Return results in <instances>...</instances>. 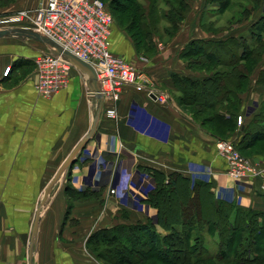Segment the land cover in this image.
<instances>
[{"label": "crops", "instance_id": "0c3cea01", "mask_svg": "<svg viewBox=\"0 0 264 264\" xmlns=\"http://www.w3.org/2000/svg\"><path fill=\"white\" fill-rule=\"evenodd\" d=\"M18 1L30 11L38 5L37 0ZM10 8H0V15ZM188 13L179 28L189 22ZM201 14L202 10L193 17L195 22L190 23L185 41L160 47L148 60L139 59L127 42L120 51L111 42V51L135 63L147 81L122 89L116 119L106 117L105 104L87 92L85 79L74 68L69 71L67 87L50 97L39 96L35 73L18 74V70L39 52H46V47L33 39L0 37V264H23L24 244L28 247L43 188L92 130L61 179L68 174L75 189L90 188L99 196L73 202L67 215L66 182L52 188L40 207L37 264H98L90 260L80 241L76 244L75 235L81 237L118 224L155 222L156 210L147 203L155 188L154 171L166 177L175 173L190 182L202 180L210 184L217 199L264 212V195L259 191L264 161L258 165L262 177L230 178L226 162L215 148L216 139L175 100L180 92L173 75L197 81L206 77L189 70L180 59L190 40L212 37L200 29ZM262 67H256L248 89L240 95L243 126L260 112L264 101V85L256 83ZM149 90L166 95L169 102L156 100ZM241 136L238 134L237 140ZM125 175L126 188L111 195L110 188L121 183ZM157 230L161 232L159 227Z\"/></svg>", "mask_w": 264, "mask_h": 264}, {"label": "trees", "instance_id": "16d2710c", "mask_svg": "<svg viewBox=\"0 0 264 264\" xmlns=\"http://www.w3.org/2000/svg\"><path fill=\"white\" fill-rule=\"evenodd\" d=\"M206 1L216 6L218 12L229 3L228 0ZM258 1L262 13L244 34L231 32L221 36L220 33L207 32L204 28L209 29L211 24L200 20V29L212 37L190 40L181 51L180 59L191 71L197 69L207 72L206 77L197 81L172 76L180 92L176 99L178 106L186 111L195 108L191 118L216 140L227 139V136L221 134L231 136L236 128L237 117H241L237 132H241L242 136L237 141L233 140V143L244 157L250 159L264 158V152H261L264 147V127L260 124L264 120V103L260 112L243 126L240 97L249 87L251 72L247 75L248 64L256 65L264 50V0ZM13 2L15 0H0V6ZM174 3L178 7L171 14L168 13L165 19L173 28H178L188 12V3L187 0H174ZM121 5L117 0H112V6L118 8ZM142 25L150 50L154 52L152 38L155 30L147 23L143 22ZM135 51L139 53L137 47ZM216 51H222L228 59L222 60L215 54ZM232 61L242 65L237 66ZM217 67H226L229 71ZM256 83L264 85V65ZM208 109L213 111V115L207 119L217 123V130L206 128L205 122L198 118L201 111ZM218 128L222 129L220 134ZM246 151L249 154L243 153ZM151 175L155 188L150 191L147 203L156 210L155 222L149 219L145 223L118 224L91 233L86 247L100 262L137 264L139 257L148 259L153 256L164 264H264L263 211L245 209L235 201L217 199L210 184L202 180L190 182L178 174L166 177L157 171ZM69 180L67 174L64 194L68 200H88L97 194L99 196V192L90 188L75 189ZM180 184L183 186L185 203L178 210L166 207L167 198L176 199L180 196ZM202 190L208 198L206 203L198 200ZM70 208L69 204L67 215Z\"/></svg>", "mask_w": 264, "mask_h": 264}, {"label": "built area", "instance_id": "2783aa9c", "mask_svg": "<svg viewBox=\"0 0 264 264\" xmlns=\"http://www.w3.org/2000/svg\"><path fill=\"white\" fill-rule=\"evenodd\" d=\"M38 18L20 12L10 21L29 19L36 31L50 38L64 50L89 63L101 83V101L107 105L105 115L116 119L117 103L125 86H142V74L134 64L111 51L112 18L101 0H43L37 9ZM36 71L35 90L41 97H50L67 87L71 67L47 51L34 58ZM156 100L167 103L166 95L149 90ZM241 125L242 119L237 120ZM216 149L226 161V174L234 180L262 177V171L251 160L243 158L229 141L216 140ZM264 179V178H263ZM128 176L110 188L115 195L126 188ZM120 188V189H119ZM264 195V180L259 185Z\"/></svg>", "mask_w": 264, "mask_h": 264}, {"label": "rangeland", "instance_id": "374dc122", "mask_svg": "<svg viewBox=\"0 0 264 264\" xmlns=\"http://www.w3.org/2000/svg\"><path fill=\"white\" fill-rule=\"evenodd\" d=\"M42 1L43 0H37L38 5L36 9H34L33 11L24 9V7H21V2L19 1L16 2V0L15 2L11 4H8V5L4 4L0 6V8L11 6L10 11L5 10V12H3L2 15H0V17L2 18L0 19V31L8 30V29H17V28H27V29L36 31V27L33 25V23L29 19H22L19 21H10V22L9 20L17 18L20 12H28L29 17L33 19H37L38 18L37 9L42 3ZM102 1L105 3L107 12L110 14L112 18L111 34L113 35L111 37V41L113 42L116 49H118L117 51H120L127 42L129 43V45L132 46L134 50L136 47L138 48L139 53L138 54L136 53V54L138 55V58L141 60H148L154 57L157 54V50L160 47L162 48L163 46H168V45L170 46V44L173 42L179 45L180 42L185 41L187 37L186 32H188L190 29V23L192 22V25H193V23L195 22L194 18L196 17L197 14H199L200 10H202L203 12V14H201L202 22L211 24L209 29H207L208 27L204 28L205 29L204 31L220 33L221 36L226 35L227 33H231V32H234V34L236 33V35L240 33L244 34L246 32V29L251 25V23L257 20L259 15L262 13V6H260V4L258 3L260 1L258 0H228L229 3L225 6V8H222L221 10H219V12L216 6L210 3H207L206 0H187L188 12H189L187 13L188 15H190L189 22L186 23L185 27L180 26V28L179 27L173 28V25L165 19V16L168 13L171 14L173 12L172 10L178 7L174 3V0H117L118 2L122 4L118 8L115 6H112V0H102ZM219 1H223V0H219ZM253 3H255V7L253 6ZM143 22L149 24L150 27L154 28L155 30V34L153 35V38H152L153 43H154V52L150 50V47H149L150 44L147 42L148 40H146L147 36L144 34L145 33L144 26L142 25ZM40 47L41 49H45L44 46L43 47L40 46ZM41 53H44V52H39L37 55ZM215 54L218 55L219 58H222V60L228 59V56L224 54L222 51H218V52L216 51ZM34 58L31 61L28 60L27 62L28 64L21 67L18 70L19 73L18 71H16L15 74L16 75L17 73L27 74L28 72H34L36 76ZM131 63L134 64L135 67L137 68L135 63H133L132 61ZM232 64H236L237 66L242 65L240 62H234V61H232ZM259 64H261L262 66L264 65V50L261 55L260 61L256 65L254 63L248 64L249 70L247 72V75L251 72L249 74V76L251 77L253 75L254 69ZM254 65L255 67L253 68ZM217 68L220 70L229 71V69L226 67H217ZM195 72L202 73V74L207 73L204 70H197V69L195 70ZM235 74L238 75L237 73ZM250 77H249V80H250ZM234 80H236V77L234 78ZM263 103L264 101L262 102L261 107L263 106ZM103 106H104V109H103L104 111L107 108V105H103ZM103 106H101V109ZM186 113H188L189 115H192L193 113H195V108H190L189 111H186ZM212 115H213V111L208 109L206 111H201L198 118L201 119L203 122H205L206 128L217 130L216 128V126H218L217 123L214 121L212 122L211 120L207 119ZM206 120H208V122H206ZM237 120H238V117H237ZM262 121L263 122H260V124L264 127V120ZM235 125H236V128L231 136L221 134L223 137L227 136V139H224L222 141H229L232 143L234 139L237 141V136L238 134H241V132H237V128L239 127L238 122ZM220 130L222 131V129L220 128L218 130L219 134L221 133ZM234 149L239 153L241 157L246 158L243 156V154H241L237 150L235 145H234ZM261 150H262L261 152H264V147ZM243 153L249 154V152L247 151ZM250 153H252V151H250ZM246 159L253 161L257 166L259 165L260 162L263 161L261 157H258L255 159H250V158H246ZM256 159H257V162L255 161ZM223 160L225 161L224 158ZM61 177L53 184V187L56 188L62 183L65 184L66 177L63 180L61 179ZM180 186H181L180 196H178L176 199L167 198V200L165 201L167 203L166 207L174 209V210L176 209L178 210L179 206H183V204L185 203V196H183L182 194L183 186L181 184ZM44 191H45V188H43L42 194H44ZM51 193L49 194V196L51 195ZM198 200L199 201L202 200L203 203H206V201H208V198L204 194L203 190L200 191ZM85 201H87V199L77 200V201L68 200V205L70 204L72 207L73 202H85ZM37 208H38V205L36 209ZM41 211H42V208H40V213ZM73 223L76 224V221ZM93 232L89 231L87 233H84L81 235V237H79V235L78 236L75 235V241L77 245H78V242L80 241V244L82 245L84 252L87 254V256L90 258L91 261L98 263V264H103V262H100L96 258L95 254L91 253L86 247L87 239ZM30 234H31V230H30ZM28 246H29V239H28ZM36 249H37V241L35 239L33 254H32L31 261H30L31 264H37ZM23 254H24V258L22 260L23 264H29L28 247L25 248V244H24ZM139 258H138L139 262L137 264H164L158 261V259H156L153 256L152 258H148V259L147 258L139 259ZM204 264H207V263H204Z\"/></svg>", "mask_w": 264, "mask_h": 264}, {"label": "water", "instance_id": "95a60500", "mask_svg": "<svg viewBox=\"0 0 264 264\" xmlns=\"http://www.w3.org/2000/svg\"><path fill=\"white\" fill-rule=\"evenodd\" d=\"M6 35H12L14 37H17L19 39H33L40 43H42L46 49L47 52L52 55L55 58L61 59L63 62L68 64L71 68L76 69L82 77L85 79L87 92L95 97L96 99H100V93H101V83L100 80L97 77V74L94 70V68L87 62L79 59L75 55L71 54L70 52L64 50L62 47H60L58 44H56L54 41H52L50 38L46 37L45 35L39 33L38 31L27 29V28H17V29H8V30H1L0 31V37L6 36ZM101 111V106L99 108V111H97L96 119L99 116V113ZM93 134V130L88 133V136L84 138L79 145L75 148V150L69 155V157L64 161V163L60 166L58 172L56 173L55 177L50 181L48 186L46 187L43 197L38 205V208L36 209L33 224L31 227V234L29 238V246H28V260L29 264L32 258L33 249H34V243L37 235L38 230V222H39V215H40V207L46 202L49 194L52 191L53 184L61 177L65 169L72 163L75 153L81 149L86 142L88 141L89 137H91ZM257 162V159L255 160ZM264 161V158H263Z\"/></svg>", "mask_w": 264, "mask_h": 264}]
</instances>
